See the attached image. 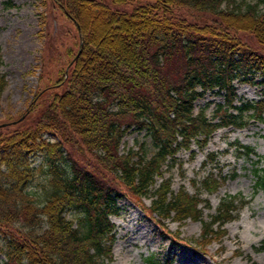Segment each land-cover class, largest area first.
Instances as JSON below:
<instances>
[{
	"label": "trees",
	"instance_id": "1",
	"mask_svg": "<svg viewBox=\"0 0 264 264\" xmlns=\"http://www.w3.org/2000/svg\"><path fill=\"white\" fill-rule=\"evenodd\" d=\"M54 1L73 20L78 48L45 87L53 89L39 88L24 112L0 124V264H109L119 197L172 243L205 252L226 232L237 197L220 199L196 246L161 219L199 218L203 199L174 189L164 165L193 141L205 144L218 127L242 126L243 116L264 122V0ZM238 82L259 85V97L236 102ZM5 85L0 73V94ZM206 91L223 94L211 116L204 106L195 110ZM131 129L150 136L149 157L140 147L120 148ZM34 145L41 166L31 162ZM237 147L256 156L254 191L264 188V155ZM208 172L193 183L213 192L226 176Z\"/></svg>",
	"mask_w": 264,
	"mask_h": 264
},
{
	"label": "rangeland",
	"instance_id": "2",
	"mask_svg": "<svg viewBox=\"0 0 264 264\" xmlns=\"http://www.w3.org/2000/svg\"><path fill=\"white\" fill-rule=\"evenodd\" d=\"M5 1L0 0V73L6 79L0 94V124L24 112L39 88L47 89L46 85L54 84L78 48L75 24L56 1L10 0L13 5ZM241 20L245 21V16ZM50 89L53 87L47 90ZM236 92L235 101L256 99L260 95V86L238 82ZM222 95L206 91L196 101V108L204 106L207 115L211 116L215 104L223 101ZM243 118L242 126L216 129L206 144L197 146L192 142L191 148L178 149L176 159L167 167L164 165L163 171L164 176H170L174 189L183 186L203 199L199 200L202 206L199 218L187 217L181 224L172 216L161 219L169 230L179 229L180 235L198 246L196 240L200 237L204 220H209L216 212L224 195L234 194L236 209L223 224L226 232L209 241L205 252L171 244L170 235L163 232L159 224L126 197H119V210L110 215L115 238L109 264H147L148 258L155 264H264V188L254 191L256 156L246 155L239 151L241 147L236 146L238 142L247 144L253 146L256 155H264V122L253 116ZM44 136L54 139L49 133ZM121 141L120 148L140 147L146 157L155 148L143 129H131ZM34 146L31 162L41 166L44 155ZM209 153L215 157L205 163ZM208 171L226 176L213 192L193 183L200 181ZM151 198L152 192L149 191L143 201L149 204ZM66 215L74 217V212L68 209ZM37 229L41 230V227Z\"/></svg>",
	"mask_w": 264,
	"mask_h": 264
}]
</instances>
